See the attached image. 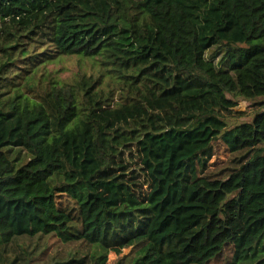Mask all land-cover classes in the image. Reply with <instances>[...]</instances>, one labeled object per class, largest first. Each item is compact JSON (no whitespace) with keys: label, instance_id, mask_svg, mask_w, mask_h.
<instances>
[{"label":"trees","instance_id":"1","mask_svg":"<svg viewBox=\"0 0 264 264\" xmlns=\"http://www.w3.org/2000/svg\"><path fill=\"white\" fill-rule=\"evenodd\" d=\"M51 236L84 248L50 264H264V0H0V264Z\"/></svg>","mask_w":264,"mask_h":264},{"label":"rangeland","instance_id":"2","mask_svg":"<svg viewBox=\"0 0 264 264\" xmlns=\"http://www.w3.org/2000/svg\"><path fill=\"white\" fill-rule=\"evenodd\" d=\"M79 63L86 65L84 67L85 70L90 71L92 69L91 60L82 59L77 56H63L53 63L49 65L50 69L58 71L61 74V77L69 78L79 69ZM253 75L257 78V80H261L262 78L253 72ZM235 110L237 111H249L248 102L245 100H240L239 105L236 106ZM222 158H227L226 152L222 149L217 154ZM213 169V168H212ZM36 241L35 239L33 240ZM29 242L23 244V246H27ZM84 248L83 243L73 242V243H63L55 236H51L47 239L46 248L42 253L35 256L34 260L31 264H50L53 259H66L69 258L75 251L78 249ZM124 252L128 253L129 249L124 250ZM231 249L227 248L225 251V255L230 254ZM117 259V255L111 256V261L114 263ZM220 260H214L210 264H220Z\"/></svg>","mask_w":264,"mask_h":264}]
</instances>
